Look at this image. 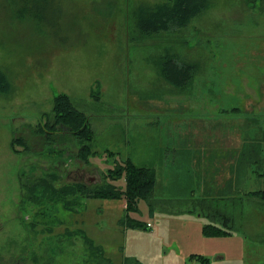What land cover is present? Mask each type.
Here are the masks:
<instances>
[{"label":"rangeland","instance_id":"374dc122","mask_svg":"<svg viewBox=\"0 0 264 264\" xmlns=\"http://www.w3.org/2000/svg\"><path fill=\"white\" fill-rule=\"evenodd\" d=\"M160 1L54 0L42 24L20 19L16 6L0 0V66L17 82L0 95V264H119L125 254L144 264H264V203L253 193L264 188V0H208L185 27L141 36L132 10ZM56 7L64 18H55ZM166 49L199 64L183 90L158 74L155 57ZM59 93L94 131L88 163L76 157L80 145L71 136L62 133L66 141L58 143L33 133ZM14 137L28 147L14 150ZM126 158L158 166L159 178L165 171L175 178L165 161L191 173L182 178L193 183L203 175L219 189L215 199L226 196L220 191L228 182L244 208L211 218L233 233L202 236L209 219L189 213L161 223L160 207L169 203L156 191L152 216L143 199L128 214L148 225L143 230L125 219L123 197L61 189L77 181L105 185L106 170ZM25 184H37L40 203L24 199ZM205 201L193 202L194 210ZM220 206L215 200L212 208Z\"/></svg>","mask_w":264,"mask_h":264},{"label":"trees","instance_id":"16d2710c","mask_svg":"<svg viewBox=\"0 0 264 264\" xmlns=\"http://www.w3.org/2000/svg\"><path fill=\"white\" fill-rule=\"evenodd\" d=\"M11 4L16 6L14 15L20 19H29L38 23H44L47 19L46 9L54 3V0H9ZM58 2L59 0H55ZM208 0H163L155 3L141 2L132 10L135 27L141 36H152L158 33L174 31L188 25V23L197 15L203 13L208 8ZM53 14L55 18L62 17L61 10L54 8ZM103 15H109L103 12ZM62 20V19H61ZM60 20V21H61ZM53 33L56 34L59 29V21L54 23ZM61 44L66 43V38L60 41ZM154 63L157 66L158 74L163 81L174 87L177 90H183L191 83L192 77L199 68L198 62L182 59L169 49L164 50L162 54L155 57ZM17 82H13L7 68L0 66V95L12 94ZM52 114L44 113V122L38 127L35 134H45L51 142L65 143L66 137L69 135L79 143V148L76 152V157L84 163H88L91 156L96 154V151L91 148V141L94 137V131L90 128L87 115L79 110L65 93L57 94L53 99ZM40 125V124H39ZM53 131V132H52ZM58 131L59 133H56ZM62 133L66 137L62 138ZM18 143L25 148L28 145L20 138L14 137L11 140V147L15 150L14 145ZM22 152V150H21ZM109 155H113L108 151ZM264 158V153H263ZM114 167L106 170V178L108 179L105 185L99 187H90L81 181L68 183L61 189L73 193L82 192L89 198H107L125 200V219L132 221L131 228H143L148 230V225L141 221L129 218V212H138L141 200H145L148 206V214L152 216L154 213L153 201L154 189L156 185V170L152 166L137 165L132 159L126 158L122 162H114ZM264 174V171H263ZM123 180L122 187L115 184L113 181ZM24 199L32 200L35 203H40V197L35 194L37 184L29 186L25 184ZM264 203V188L253 192ZM134 226V227H133ZM224 225L205 224L202 228V234L217 236L230 231L225 230ZM231 233V232H230ZM84 236L85 245L88 246L91 253H97L92 250L93 239ZM98 248V247H97ZM99 252L102 254V248ZM98 254V253H97ZM205 261V260H204ZM207 261V260H206ZM108 263L112 264L108 260ZM119 264H144L138 256L124 255Z\"/></svg>","mask_w":264,"mask_h":264},{"label":"crops","instance_id":"0c3cea01","mask_svg":"<svg viewBox=\"0 0 264 264\" xmlns=\"http://www.w3.org/2000/svg\"><path fill=\"white\" fill-rule=\"evenodd\" d=\"M164 163H166L169 167H171L172 176H174L175 178H173L172 180L167 179L168 173L166 171L159 178V173L157 169L158 166L154 167L157 170L156 185H155L154 192L156 191V195H158L159 198H157L156 196L154 197L155 199L157 198V199L163 200L164 202L169 203V205L165 206L166 208L160 207V222L161 223H165L167 220L168 223L170 224L171 222H173V220H168V219L177 218L179 214L189 213L188 215L189 218L193 214L192 215L193 218L204 219V220L209 219L210 222H207V223L217 224L219 222L216 220H213L211 218L212 216L216 215L217 217H219V215H224V216L226 215L229 217H233L237 215V213H239L241 209L244 208L242 204H238V199H240L239 198L240 196L238 198H235L233 194H235L236 192L234 193V191L230 190L228 182H227V185L224 188H222L220 191V192H224L226 196L218 197L219 199H215L214 195L217 194V192H219V189H217L216 191L215 187L212 188V185L208 184V182L206 181L203 175H201L200 177H197L196 183H193L188 178H182L183 176H186V177L192 176L191 173L179 172V171L174 170L175 167L173 166L171 161H165ZM181 165L182 164L178 165L180 166L179 169H183ZM158 185L160 186V188H158L159 187ZM200 199L206 200L205 202H207V200H211V203L208 204L207 206L204 205L205 207H202V208L198 207L199 210L196 211L194 210L192 203ZM215 200L216 202L218 201L219 204L221 203L219 210H214L212 208V206H214ZM181 201L185 202L186 204L185 208H183L182 204H180ZM203 213L207 217H204ZM239 218H240V215L238 217L232 218L233 219L232 223L234 222L236 223L237 221H239ZM232 223L230 222L231 225ZM223 224L224 222L221 225ZM227 225H228V222H227ZM200 233L202 232L200 231ZM222 252L224 253V251ZM217 257L222 258L224 257V255L222 254ZM209 262L210 261L208 260L204 261V264H209Z\"/></svg>","mask_w":264,"mask_h":264}]
</instances>
